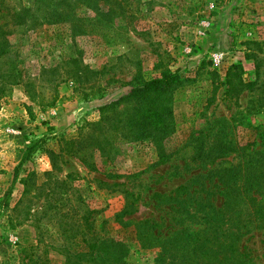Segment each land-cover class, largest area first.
Returning a JSON list of instances; mask_svg holds the SVG:
<instances>
[{"label":"rangeland","instance_id":"1","mask_svg":"<svg viewBox=\"0 0 264 264\" xmlns=\"http://www.w3.org/2000/svg\"><path fill=\"white\" fill-rule=\"evenodd\" d=\"M104 3L0 0L18 76L0 105V264H71L92 224L127 246V264H178L188 246L264 264V0ZM168 72L183 79L168 131L157 120L155 138L118 136L109 155L86 144L91 168L67 153L104 106ZM247 195L262 200L249 216ZM151 234L162 249L143 247Z\"/></svg>","mask_w":264,"mask_h":264},{"label":"trees","instance_id":"2","mask_svg":"<svg viewBox=\"0 0 264 264\" xmlns=\"http://www.w3.org/2000/svg\"><path fill=\"white\" fill-rule=\"evenodd\" d=\"M101 1L105 2L104 5H108L106 3L111 2V0ZM98 2L100 1H96V3ZM1 4H3L4 9L7 10L9 14H11V19L14 21L15 25H20L23 23L20 18V14L16 10H12L11 8L10 12L9 7L5 3ZM56 16L59 17L60 14L56 13L55 18ZM18 21L20 22L18 23ZM8 55L9 52H7L5 48H0V80L2 81L3 85L0 86V105L3 98L2 95L4 91H6V83L11 80V85L18 84L16 83L18 78L17 74H15L16 69L13 68L12 65L11 69L6 66ZM182 83L183 79L178 73L170 72L166 73L161 78H156L147 82L138 81L132 86L128 95L123 96L119 100L104 106L100 121L87 126L89 132L87 131L85 133L79 134L76 139L71 138L69 140H65V150H67V153H70L72 156L79 158L80 161L85 164V166L91 168L93 167V164H91L88 160V156L90 155H86V150L83 149L84 145L86 144L88 146L97 148L104 155H109L111 152V146H113V141H115L118 136H127L138 141H145L149 138H155L156 136L153 134L158 129L157 120H160L159 124L163 125L162 128L165 133L168 131L169 127H171L167 120L170 118L172 113L167 104L164 105V103H168L172 100L173 91L180 87ZM126 103L137 104V109H135L134 112L125 118L121 120L117 119V117L120 116V113L117 112V107ZM54 104L55 101L51 102V105ZM114 114H117L118 116H115ZM220 182L225 183L223 179H221ZM255 187L258 191L262 185L255 184ZM241 201L244 203L243 210L245 211V216L251 215L250 212L248 213L249 209H252L251 211H253L257 204H262V200H257L256 197L251 195H247L245 199L239 200V202ZM253 201L254 203L252 207H250ZM259 210H257V212H259ZM127 214V211L123 210L118 215V217H125ZM84 218L86 217L84 216ZM246 223H248V225L253 224L248 220ZM243 229H247L248 232L253 230L250 227H246V225L243 227ZM92 231L94 236L92 241H90V244H88L89 242L86 240L89 251H78L75 256L73 254H69V259H75L74 261H71V264H127L124 259L127 257L128 248L124 243L110 237L107 233L101 234L96 226H93V224ZM213 231L218 233L219 228H214ZM81 234L84 237L87 235L84 232ZM153 238L154 236L151 234L150 237L148 236V240H146L147 242L141 240L143 247L149 249H162V246H156V244L152 242ZM203 249H205L204 246L198 250ZM186 251L188 253L183 254V257L179 259L178 264H192L193 261L194 264H223V261L217 260L218 258L216 256H214V260L210 262L208 261L210 254L209 248L206 251L198 252L196 248H189L188 246ZM169 253L170 251H165L164 254H162V252L159 253L157 257L159 262L166 261V259L169 258ZM166 254H168L167 258H165ZM88 256L89 260L87 261Z\"/></svg>","mask_w":264,"mask_h":264}]
</instances>
